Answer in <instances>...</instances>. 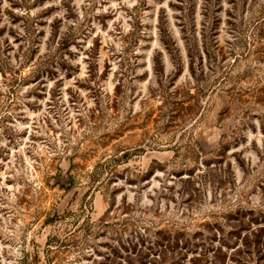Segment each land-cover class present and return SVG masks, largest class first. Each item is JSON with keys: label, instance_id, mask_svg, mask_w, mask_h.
<instances>
[{"label": "rangeland", "instance_id": "374dc122", "mask_svg": "<svg viewBox=\"0 0 264 264\" xmlns=\"http://www.w3.org/2000/svg\"><path fill=\"white\" fill-rule=\"evenodd\" d=\"M0 264H264V0H0Z\"/></svg>", "mask_w": 264, "mask_h": 264}, {"label": "trees", "instance_id": "16d2710c", "mask_svg": "<svg viewBox=\"0 0 264 264\" xmlns=\"http://www.w3.org/2000/svg\"><path fill=\"white\" fill-rule=\"evenodd\" d=\"M161 254V253H160Z\"/></svg>", "mask_w": 264, "mask_h": 264}]
</instances>
